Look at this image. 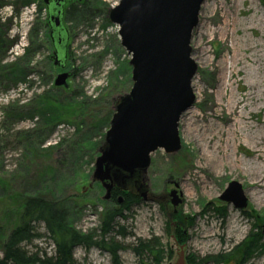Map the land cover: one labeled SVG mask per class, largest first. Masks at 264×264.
<instances>
[{
    "label": "rangeland",
    "instance_id": "obj_1",
    "mask_svg": "<svg viewBox=\"0 0 264 264\" xmlns=\"http://www.w3.org/2000/svg\"><path fill=\"white\" fill-rule=\"evenodd\" d=\"M6 1L9 4L4 12H12L11 18L15 20L17 16V19L13 22L9 35L3 38L7 47L0 48V140H3L0 143V258L2 241L12 222V218L6 215L12 207L11 199L19 198L37 187H44L47 194L57 199L69 197L67 205L74 207L70 222L82 233L97 228L107 201L103 199L104 189L100 182L91 183L93 163L98 153L90 164H82L79 169L72 168L69 160L64 163L63 157L56 155L57 166L51 164L56 169L55 176L49 174L51 167L46 163L48 168L45 176L31 178L29 175L28 178L26 175L29 171L33 175L40 174L43 170L41 167L46 165L31 166L26 150L17 146L9 138V134L6 135L1 125L7 113L6 107L12 104L24 105V114L11 122L10 133L31 129L40 118L38 112H29L28 105L38 94L45 91L62 94L74 91L78 100L90 103L88 108L97 117L95 119L99 120L98 117L107 113L109 99L117 97V91L122 92L120 94L127 93L132 84L131 66L128 63L130 57L120 46L118 27L108 19L109 8L115 6L119 0H88L97 2L99 6L93 18L76 22L74 16L73 20L65 22L68 28V58L64 68L55 66L51 57L54 49L49 37V25L46 23L45 2ZM80 1L82 0H66L65 5H74ZM231 2L232 0H204L202 3L198 25L192 31L190 41L191 57L197 65L191 82L195 101L179 120L181 148L174 153L157 149L151 154L150 165L142 173L140 180L144 179V187L148 189L153 200H141L124 211L127 218L118 219L120 225L131 231V235L126 238L117 237L116 240L123 245H129L138 238H157L164 257L161 264L176 262L178 245L184 246L186 264H212L204 263L202 258L228 253L250 231L254 220L245 214L246 211L260 217L264 226V187L254 188L245 171L231 169L226 163H215L206 156L207 148L221 138L220 134L215 133L217 130L226 131L224 137H227L234 112L243 110L249 114L253 126L250 136L264 134V94L260 92L264 85V53L258 56L259 67L256 74H251L248 68H244L243 73L237 76L238 81H234L228 68L231 56L230 39L221 38L216 32L222 20L219 3L227 5ZM17 6L18 15L15 14ZM248 8L264 25V0H239L232 11L237 18L247 22L248 12L245 11ZM16 23L19 26L18 31L15 29ZM256 34L255 30H249L247 38L256 41ZM125 62L130 68L126 72L124 70L123 75L117 70ZM61 72H68L67 87H57L53 83ZM256 81L258 84L254 83ZM248 90L255 91L256 98L262 99L248 102ZM234 100L238 103L232 110ZM114 110L115 107L108 115V122L102 127L103 135ZM74 133L73 124L61 121L43 141L42 146H56L62 139L73 138ZM99 137L101 138L98 134L95 140L98 141ZM249 139L237 144L233 153L247 167L252 168L256 166L255 162L259 163L264 159V152L260 151L255 140L250 137ZM219 150H213V154L217 155ZM228 150L231 151V148ZM232 180L242 185L248 199L245 210L236 209L219 199V195ZM173 189H177L178 196L182 194V202L176 207L166 197ZM221 204L225 207V217L214 211V207ZM36 227L39 232H45L43 224ZM178 227L184 232V242L179 243L174 236ZM36 248L47 254L53 253V245L46 236L36 238L26 245V249L32 251ZM73 254L76 264H111L109 254L95 247L84 249L77 246ZM119 256L121 264H139L130 248L120 251ZM188 258H194L195 262L188 261ZM146 263L149 264L148 261ZM222 264H234V261L227 260ZM248 264H264V255L253 258Z\"/></svg>",
    "mask_w": 264,
    "mask_h": 264
},
{
    "label": "water",
    "instance_id": "obj_2",
    "mask_svg": "<svg viewBox=\"0 0 264 264\" xmlns=\"http://www.w3.org/2000/svg\"><path fill=\"white\" fill-rule=\"evenodd\" d=\"M43 1L48 4V0ZM203 2L119 0L109 8L108 19L118 27L120 46L130 57L132 84L119 97L104 133L103 148L94 160L91 183L100 182L103 199H110L118 177L122 181L115 185L126 190L125 179L137 171L144 173L157 149L174 153L181 148L179 120L195 101L191 82L197 65L191 57L190 41ZM63 4L64 0H53L47 5L49 35L55 42L53 63L60 68L65 67L68 39L62 24ZM67 77L68 72L57 74L54 85L67 87ZM143 180L138 186L139 197L152 201ZM176 190L167 194L174 207L182 202V194L178 196ZM219 199L239 210L248 204L242 185L235 180L228 183ZM178 246L174 264H186L184 246Z\"/></svg>",
    "mask_w": 264,
    "mask_h": 264
},
{
    "label": "trees",
    "instance_id": "obj_3",
    "mask_svg": "<svg viewBox=\"0 0 264 264\" xmlns=\"http://www.w3.org/2000/svg\"><path fill=\"white\" fill-rule=\"evenodd\" d=\"M40 3H43V0H40ZM65 4L62 8V24L67 35L68 28L65 22L73 20L74 16L76 22L88 21L93 18L96 9L99 7L97 2L88 0L76 2L74 5L73 3H69L67 6ZM105 22L107 23V19ZM46 23H48L47 19ZM50 39L54 48L55 42L51 37ZM67 58L68 56L65 63ZM127 68L130 67L125 62L121 64L120 69L117 71L124 75ZM11 74H13V68ZM117 93V97L109 99L107 113L96 120L97 117L93 116L92 111L88 108L90 103L85 100H78V95L74 91L66 94L61 92L52 93L51 91L42 92L28 105L29 112H38L39 114L40 120L37 125L31 129L16 130L12 133H10L11 122L17 117H22L24 105L15 106L12 104L6 107L7 113L1 124L6 135L9 134V138L17 146L26 150L31 166L46 165L41 167L43 170L40 174L33 175L29 171V174L25 175L28 178L29 175L31 178L32 176L42 178L46 175V169L48 168L46 163H48L51 167L49 174L55 176L56 169L51 164L55 165L56 155H61L64 163L69 160L72 168L79 169L82 164H90L98 150L103 148L104 145V135L101 133L102 127L108 122V115L112 108L116 106L119 97L125 94H120L122 92L118 91ZM60 98H62V101ZM61 121L74 125V137L66 140L62 139L59 144L50 148L43 147V141ZM98 134L101 138L99 137L96 141L95 137ZM1 142L3 140H0ZM79 175L83 177L82 173ZM141 176L142 173L137 171L131 177L126 178V190L119 189L115 185L122 181L119 177L117 178V183L114 184L111 191L112 197L105 202L106 207L101 212L99 225L87 233H82L71 224L70 216L74 207L67 205L69 197L57 199L51 194H47V191L43 190L44 187H37L32 191L25 192L19 198L11 199L12 207L6 212V215L12 218V222L2 241L0 264H76L73 252L77 246L84 249L95 247L106 251L110 256L111 264H121L119 252L129 248L137 257L139 264H148L147 261L149 264H161L164 257L161 255L163 251L159 248L157 238L146 240L138 238L129 245H123L116 240L117 237L126 238L131 235V231L120 225L118 219L127 218L124 211L141 202L139 195L135 192V188L141 182ZM118 195L122 196L121 203L116 200ZM224 208L222 204L220 206L216 205L214 211L225 217ZM245 214L254 220L247 235L235 244L228 253H217L215 256L202 258L204 263L222 264L227 260H233L234 264H248L253 258L264 255L262 219L251 212L246 211ZM39 224H43L44 233L38 231L36 226ZM183 234L184 232L179 227L175 229L174 236L179 243L184 242ZM42 236H46L51 241L53 245L52 254H47L39 248L33 251L26 249L27 244ZM188 261L195 262L194 258H188Z\"/></svg>",
    "mask_w": 264,
    "mask_h": 264
},
{
    "label": "bare ground",
    "instance_id": "obj_4",
    "mask_svg": "<svg viewBox=\"0 0 264 264\" xmlns=\"http://www.w3.org/2000/svg\"><path fill=\"white\" fill-rule=\"evenodd\" d=\"M237 1L239 0H232V2L227 5L219 3L222 20L216 30L221 38L230 39L231 56L228 68L234 81H238L237 76L243 73L244 68H248V71L251 74H256V70H258L259 67L258 56L259 54L262 55L264 53V43H260L264 42L263 21L256 18V14L254 16L252 14L253 11L250 10V8L245 11L248 12L247 17L249 20L247 22L237 18L232 11L234 7H236ZM231 12L232 15H230ZM249 30H255L257 32L255 35L257 39L256 41L247 38V32ZM254 83L258 84L257 81ZM260 92L262 95L264 94V85ZM246 95L248 102L254 99H262V97L256 98V92L252 90H248ZM237 103L236 100L233 101L232 110L237 106ZM250 119L251 117L249 114L244 113L243 110L234 112L227 137H224L226 131L217 130L215 133L220 134L221 138L217 139V142H213L211 146L207 148L208 155L206 156L209 160H214L215 163H226L231 169L245 171V174L252 181V186L254 188L262 189L264 187V159L259 163L255 162L256 166L249 168L240 157H237L235 153H233L236 145L242 140H250L249 137L255 140L256 144L260 146V151L264 152V134L258 137L250 136L253 127ZM229 147L231 148V151L228 150ZM213 150H219V153L214 155ZM201 184L203 185L204 183L201 182Z\"/></svg>",
    "mask_w": 264,
    "mask_h": 264
},
{
    "label": "flooded vegetation",
    "instance_id": "obj_5",
    "mask_svg": "<svg viewBox=\"0 0 264 264\" xmlns=\"http://www.w3.org/2000/svg\"><path fill=\"white\" fill-rule=\"evenodd\" d=\"M66 0H64V3H65ZM51 2H53V0H48V4H51ZM7 4H9L6 0H0V48H4V47H7V42H4L3 38L5 39L8 35H9V32H11L12 30V27H13V22H16V19H17V16L15 17V20H13L11 17H12V12H10L9 14H6L4 11V9H7ZM47 4V5H48ZM46 5V4H45ZM46 5V7H47ZM63 8V6H62ZM22 9V8H21ZM5 13V17H4V14ZM47 13H48V8H47ZM15 14L18 15V6L15 8ZM49 25V24H48ZM16 26V30L18 31L19 30V26L17 27V23L15 24ZM50 28V27H49ZM54 49V48H53ZM55 50V49H54ZM54 50H53V53H54ZM66 57H67V50H66ZM56 88V87H54ZM138 175V174H136ZM102 187V185H101ZM114 187V186H113ZM138 188L139 187H136L135 189V192L137 195H139L138 193ZM113 189V188H112ZM112 191V190H111ZM120 195H118L116 197V200L118 202V197ZM112 197V194L110 195V199ZM122 197V196H121ZM166 197L168 198V196L166 195ZM108 201V200H107ZM122 202V201H121ZM121 202H118V203H121ZM173 223V221H172Z\"/></svg>",
    "mask_w": 264,
    "mask_h": 264
}]
</instances>
